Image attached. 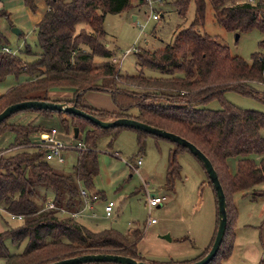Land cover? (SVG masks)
Returning a JSON list of instances; mask_svg holds the SVG:
<instances>
[{
  "label": "trees",
  "instance_id": "obj_1",
  "mask_svg": "<svg viewBox=\"0 0 264 264\" xmlns=\"http://www.w3.org/2000/svg\"><path fill=\"white\" fill-rule=\"evenodd\" d=\"M192 1L196 8L191 24L179 26L171 42L162 48L138 46L135 50L138 65L159 70L160 75L156 76L144 72L121 73L119 60H113L115 50L105 40L108 14L130 11L144 5L146 0H45L47 9L35 24L38 50L27 42L21 54L0 49V81L11 74L17 78L15 84L0 94V111L27 99L66 101L103 119L135 117L183 135L197 144L213 161L228 205L229 221L224 240L208 263L216 264L219 259L230 256L235 241L231 209L234 207L236 217L238 210L234 195L251 194L254 199L264 195V112L239 107L224 98L225 90L230 88L250 96L262 92L257 85L264 86V38L248 61L241 55L232 54L227 44L203 32L201 26L205 23L209 1L214 7L216 21L227 30L239 33L258 28L264 32V2L173 0V4L181 16H186ZM24 2L36 12L38 0ZM0 11L9 19L10 13ZM57 88L73 90V97H51V90ZM88 91L109 92L118 110L85 104L83 98ZM213 98L220 100V108L205 107V103ZM134 108L137 110L132 113ZM27 111L44 116L57 113L66 129L78 126V136L84 132L82 142L87 149L77 154L71 171L58 169L46 158L45 149L32 145L38 140L34 137L35 132L51 127L42 128L33 122H9L14 113ZM17 112L0 123L1 131L10 129L16 134L10 146L0 148V210L23 218L15 226L6 223L7 227L0 230L1 264H47L92 252H112L143 259L133 238L141 235L139 227L128 233L113 227L91 230L71 215L84 204L82 189H88L93 195L100 193L91 191L100 167L95 141L107 129L116 131L129 127L102 128L76 114L43 108ZM133 130L138 131L139 144L150 135L162 138L140 129ZM171 142L174 148L169 153L166 173L169 187L180 176L178 153L189 151L185 146ZM16 144L24 146L3 152ZM232 157L237 159L236 171L230 168L229 158ZM204 170L206 172L205 167ZM205 182L213 185L209 175ZM215 194L217 202L216 190ZM49 195H52L55 208L44 205ZM216 220L212 242L191 261L199 260L209 252L219 224L218 210ZM7 240L17 247L16 251L11 250Z\"/></svg>",
  "mask_w": 264,
  "mask_h": 264
},
{
  "label": "rangeland",
  "instance_id": "obj_2",
  "mask_svg": "<svg viewBox=\"0 0 264 264\" xmlns=\"http://www.w3.org/2000/svg\"><path fill=\"white\" fill-rule=\"evenodd\" d=\"M0 2V9L10 13L7 19L4 12L0 11V49L9 46L21 54L27 42L34 50H38L34 15L29 12L24 0H0ZM38 5L42 9L43 0H38ZM155 7L162 11L160 18L156 20L149 17V11L144 5L133 7L130 11L108 14L106 17L105 40L119 57V70L123 74L133 75L144 72L146 75H160L157 69L141 68L138 65L134 47L162 48L174 39L173 36L179 26L191 24L196 8L192 1L186 16H181L173 0H164ZM206 7L205 23L201 26V30L217 38L221 43L227 44L232 54L241 55L251 61L252 54L259 49V41L264 38V32L254 28L239 32L238 38L236 32L227 30L216 21L214 7L209 1ZM134 14L138 15L136 21L146 24L143 31L140 24L135 23ZM14 27L21 29L22 34H15ZM16 82L17 78L13 74L0 81V94L6 92ZM257 86L262 92L256 96L239 93L230 88L225 90L224 98H228L239 107L264 112V86ZM83 102L97 108L106 107V104L115 105L111 94L107 91H88ZM220 106L221 102L218 98L205 103V107L208 108L216 109ZM136 110L134 108L131 112L134 113ZM9 119L10 123L33 122L42 128L56 127L67 147L74 148L84 139V132H81L80 136H75L71 132L72 128L66 129L57 113L44 116L32 111L17 112ZM41 131L35 132L34 137H39ZM15 137L16 134L10 129L0 130V148L10 146ZM172 146L169 140L156 139L153 135L147 136L143 143L139 144L137 131L131 129L103 131L95 141L100 167L99 172L94 176L91 189L103 195L93 198L91 196L93 194L87 189L88 195L85 196V202L89 204L86 206L89 208L92 204V210L98 212L100 216L105 215L106 200H114L113 214L106 218L102 217L99 221L124 233H128L132 226L134 229L139 227L141 235L138 238L133 236L137 251L143 253L145 258L160 262H184L196 259L209 244L217 223L218 205L215 190L213 185L204 182L208 180V175L197 156L187 150L178 153L180 176L176 178L172 187L167 185L166 168ZM77 154L78 149L66 148L63 152V161L57 159L49 161L58 169L69 172L73 169ZM137 158L144 161L140 166V174L135 173L126 162L136 161ZM229 159L230 167L235 171L237 159L235 157ZM148 192L151 194L156 192L166 198L162 203L152 206L151 215L146 204ZM48 198L51 199L52 195ZM234 203L237 206L238 216H234L235 211L232 207L231 220L236 235L232 252L229 257L219 259L216 264H264V195H258L254 199L251 194L237 193L234 195ZM44 205L46 207V204ZM0 211V230L7 227L6 223L10 226L18 224L20 219L17 217L13 219L7 211ZM150 217H154L155 221L148 225L147 221ZM168 234L171 238L162 237ZM230 239L232 240V237ZM7 241L11 250L16 251L17 247H14L10 240Z\"/></svg>",
  "mask_w": 264,
  "mask_h": 264
},
{
  "label": "water",
  "instance_id": "obj_3",
  "mask_svg": "<svg viewBox=\"0 0 264 264\" xmlns=\"http://www.w3.org/2000/svg\"><path fill=\"white\" fill-rule=\"evenodd\" d=\"M13 31L17 34L21 33V29L18 27H14ZM236 37L239 38V33L236 32ZM27 108L34 109H49L52 111H60L68 114H76L78 116L84 117L87 120H90L95 125H98L102 128H110V127H119L125 126L133 129H140L142 131H146L148 133H152L154 135L160 136L162 138L170 139L173 142L178 143L179 145L185 146L195 157L203 163L207 174L210 176L211 181L213 182L214 189L217 193V205H218V228L215 234V239L208 250L209 252L199 258V260L184 262L183 264H208L210 263L216 254L218 253V249L221 243L224 240L225 232L228 226V205L226 201V193L223 189L222 182L220 180V176L217 173V170L213 164V161L206 155V153L197 145L190 141L183 135H179L171 130L163 129L161 127L155 126L153 124H148L142 120L137 118H132L129 116H113L107 118H101L97 115L87 112L84 109L76 106L75 104H70L66 101H53V100H36V99H27L23 101L14 102L11 105L5 107L2 111H0V123L5 120L8 116L12 115V113L24 110ZM73 132H75V136L79 135L78 126L73 127ZM163 237H169L168 235H163ZM115 262L118 264H162L157 262H150L145 259L135 258L125 254H118L112 252H92V253H84L82 255H77L73 257H65L61 260L48 262L47 264H80L86 262Z\"/></svg>",
  "mask_w": 264,
  "mask_h": 264
},
{
  "label": "built area",
  "instance_id": "obj_4",
  "mask_svg": "<svg viewBox=\"0 0 264 264\" xmlns=\"http://www.w3.org/2000/svg\"><path fill=\"white\" fill-rule=\"evenodd\" d=\"M163 0H146L144 6L147 8V10L149 11V17H152L153 19H159L162 11L159 10L158 8L155 7L156 4H161ZM257 0H247V2L249 3H255ZM264 2V0H263ZM137 20V19H136ZM135 23L140 24L141 26V31H143L144 27L146 26L145 23H139L138 21H136ZM135 49L138 48V46L134 47ZM2 51H6V52H16V50L12 49L9 46H4L2 49ZM119 60L118 56L114 57V61ZM58 130L56 127H51L50 129H46L43 131L42 136L34 143H32L33 146L45 149L46 151V158L51 160V159H57L58 161H63L64 160V156H63V152L64 149L66 148H72V147H67L64 143V141L62 139H60L59 135H58ZM22 146H24L23 144H16L13 145L10 148H6L3 152L5 151H13L14 149L17 148H21ZM78 149V153L82 150H86L87 147L84 145V143L82 141H79V143L77 145L74 146V149ZM127 164L129 165V167L135 172L140 174V166L143 164V161L141 158H137L136 161H126ZM81 193H83L85 196L88 195L86 189H82ZM96 196H94L95 198ZM165 200V196L163 195H157L156 193H147V206L149 207V215H151V210H152V206H155L157 204L162 203ZM115 205V201L114 200H108L105 208H106V212L107 214H111L113 211V207ZM46 207L48 208H55V203L54 200H49L46 203ZM62 211L67 212L65 209H62ZM76 213H72L73 216H76ZM16 216L18 217H22V215H14L12 214V217L15 218ZM153 221H155L154 217H150L148 222L152 223Z\"/></svg>",
  "mask_w": 264,
  "mask_h": 264
},
{
  "label": "crops",
  "instance_id": "obj_5",
  "mask_svg": "<svg viewBox=\"0 0 264 264\" xmlns=\"http://www.w3.org/2000/svg\"><path fill=\"white\" fill-rule=\"evenodd\" d=\"M40 1V0H39ZM25 3V2H24ZM0 5H1V2H0ZM26 5V4H25ZM26 7L28 8V10H29V12H31L32 13V15H34V19H35V22H34V27H35V24L40 20V18L43 16V14L45 13V10L47 9V4H46V2H45V0H43V8L41 9V7H40V5H38V2H37V9L35 10L36 12H34V11H31V9L26 5ZM38 12H40V14L38 15ZM134 19H135V22H136V19H138V15L137 14H134ZM21 33H22V31H21ZM20 33V34H21ZM15 34H17V33H15ZM17 35H19V34H17ZM117 56V55H116ZM73 90H63V89H60V88H57L56 90H51V92H50V96L51 97H53V98H57V97H59V98H64V99H71L72 97H73ZM93 97H95V95H93ZM106 107H98V108H101V109H103V108H105V109H108V110H112V111H117L118 110V108H117V106L116 105H111V104H106L105 105ZM61 118V117H60ZM74 127V126H73ZM73 127H71L72 128V131L71 132H73ZM125 129H129V128H125ZM44 130H46V129H44ZM43 130V131H44ZM58 130V129H57ZM131 130H133V129H131ZM43 131H41V133L43 134ZM134 131H136V130H134ZM75 132H73V134H74ZM137 133H138V131H137ZM42 134L39 136V137H37L38 139L42 136ZM59 135V137H60V139H61V136H60V134H58ZM75 135V134H74ZM80 135H81V133H80ZM147 138V137H146ZM156 139H162V138H157L156 137ZM171 142V141H170ZM171 144L173 145V143L171 142ZM4 148V147H3ZM172 148H174V145L170 148V151H171V149ZM71 150H73L72 148H70ZM70 154L71 155H73L71 152H70ZM168 157H169V155H168ZM52 160V159H51ZM168 162H169V160H168ZM143 163H144V161H143ZM75 164V163H74ZM74 167V166H73ZM167 167H168V165H167ZM231 168V167H230ZM236 169H237V167H236ZM232 170V169H231ZM236 171V170H235ZM166 173H167V168H166ZM166 181H167V176H166ZM205 182V181H204ZM96 192V191H95ZM99 193V192H98ZM154 193H156V192H154ZM157 195H160L159 193H156ZM100 195H103L102 193H99V194H94V195H91V196H93V198H94V196H96L95 198H97L98 196H100ZM243 195V194H242ZM164 196V195H163ZM86 198V197H85ZM88 198V197H87ZM166 199V198H165ZM49 200H53V198H51V199H47V201H49ZM108 200H112V199H107L106 200V203H107V201ZM106 203H105V205H106ZM147 204V203H146ZM86 205H89V204H86V202L84 201V204H83V206L81 207V208H79V210H76V212H77V214H76V216H74L75 218H77L81 223H83V224H85L86 226H88L91 230L93 229V230H97V231H100V230H102V229H105V228H107V227H109V226H107V225H104V223H101L99 220L100 219H102V217L103 218H106V216H111L112 214H113V212H114V209H113V211H112V213L109 215V214H107V212H105V215H103V216H100V214H98V212H96V211H93L92 210V204H91V208L89 209L88 208V206H86ZM148 207V206H147ZM104 208H105V206H104ZM149 208V207H148ZM153 208V207H152ZM217 210H218V208H217ZM105 211H106V208H105ZM76 212H71V215H72V213H76ZM151 212H152V210H151ZM9 213V212H8ZM149 213H150V211H149ZM11 214V213H10ZM73 216V215H72ZM11 217H12V214H11ZM18 219H20L19 221H18V223H20L21 222V219L23 218V217H18V216H16ZM13 218V217H12ZM14 219V218H13ZM216 219H217V213H216ZM149 220V219H148ZM148 222V221H147ZM154 222V221H153ZM152 222V223H153ZM152 223H150V222H148V225H151ZM5 224V223H4ZM216 226H217V223H216ZM216 226H215V228H214V231H213V233H212V236H210V242H209V244L204 248V249H206L209 245H210V243L212 242V240H213V238H214V232H215V229H216ZM133 227V226H132ZM132 227H130L129 229H134V227L132 228ZM163 237V236H162ZM169 237H170V235H169ZM171 238V237H170ZM204 249L202 250L203 252H204ZM139 254H140V256H142L143 257V259H145V260H148V261H151V262H153V260H151L152 258H145V256H143L142 254L143 253H141V252H139V251H137ZM202 253V252H201ZM199 255H200V253H199ZM199 255L197 256V257H199ZM196 257V258H197ZM195 258V257H194ZM194 260V259H193ZM3 260H0V264H1V262H2ZM154 262H157V263H168L169 261H163V262H160V261H154ZM188 262H191L190 260L188 261ZM80 264H118V263H113V262H108V263H95V262H86V263H80ZM175 264H183V263H180V262H177V263H175Z\"/></svg>",
  "mask_w": 264,
  "mask_h": 264
}]
</instances>
